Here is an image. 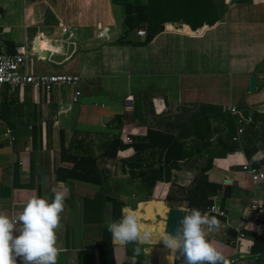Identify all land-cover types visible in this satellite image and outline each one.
Wrapping results in <instances>:
<instances>
[{"label":"crops","instance_id":"crops-1","mask_svg":"<svg viewBox=\"0 0 264 264\" xmlns=\"http://www.w3.org/2000/svg\"><path fill=\"white\" fill-rule=\"evenodd\" d=\"M153 1L147 16L153 26L139 29L146 33L139 36L126 33L123 8L113 0H0V52L24 54L30 74L81 77L78 104L72 90L0 87V133L13 138L0 144V213L17 216L32 197L51 202L53 190L66 186L57 264H100L97 248L109 239L114 264H174L176 255L161 241L164 222L169 208L186 204L169 206L166 195L172 184L191 186L208 163V181L230 194L213 197L226 217H217L219 229L208 233L225 257L250 202L264 203V0H213L217 16L208 0H201L200 14L188 0H169L168 19ZM147 32L152 39L144 43ZM123 36L130 42L119 43ZM226 107L256 115L239 144L232 140L238 124ZM118 116L122 134L139 143L148 141V131L174 137L186 157L165 162L160 147L101 157L103 143L118 132L109 127ZM61 138L73 154L97 158L101 186L58 178L57 169L71 167L60 159ZM244 163L257 170V181L242 170ZM109 198L122 202L121 217L134 212L154 230L149 242L128 244L132 255L107 231ZM256 230L264 233V224ZM252 264H264V257Z\"/></svg>","mask_w":264,"mask_h":264},{"label":"clouds","instance_id":"clouds-1","mask_svg":"<svg viewBox=\"0 0 264 264\" xmlns=\"http://www.w3.org/2000/svg\"><path fill=\"white\" fill-rule=\"evenodd\" d=\"M53 192L51 202L46 197H32L17 216L0 213V264H17V258L22 264H57L63 251L57 233L62 227V213L69 191L60 185ZM179 211L186 215L180 219L175 234L165 231L161 239L171 255L181 259L182 264H230L208 239V233L220 227L217 216L196 208ZM108 231L112 242L120 246L146 243L154 235V230L146 227L134 212H127L118 221L109 222ZM15 232L19 234L14 235ZM250 247L251 243L242 251L247 252ZM135 251L139 254L140 249Z\"/></svg>","mask_w":264,"mask_h":264},{"label":"trees","instance_id":"trees-1","mask_svg":"<svg viewBox=\"0 0 264 264\" xmlns=\"http://www.w3.org/2000/svg\"><path fill=\"white\" fill-rule=\"evenodd\" d=\"M160 1V15L162 19H168L169 16L166 14L170 11L169 10V0H155ZM192 7L194 8V12L200 14V2L201 0H188ZM247 1V0H242ZM114 3L119 4L123 8L124 12V25L127 28V34L130 33H137L139 29L146 28L147 31H151V27H149L150 23L147 21L148 14L152 15L154 1L147 0L145 4H131L129 0H113ZM210 4V13L216 14L217 16V9L214 6L213 0H208ZM189 11V10H188ZM213 11H215L213 13ZM158 9L155 7V15L157 14ZM220 13H222V9L220 8ZM215 17V16H214ZM215 18H212V21ZM153 32V31H152ZM125 33V35H126ZM152 39V33L150 34L147 32L146 39L144 43H148ZM130 41H126V36H123L119 43L125 44L129 43ZM245 114L248 113L247 110L244 112ZM254 121H257L256 115H253V123L249 124L248 126L254 127ZM122 125L123 120L122 116L115 117L110 123L109 127L115 130L116 135L109 141L103 143V150L100 154L101 157H116L119 150H124L126 148H132L134 151L160 147L161 149L165 150L164 161L169 162L172 159H184L186 157V153L183 151L182 145L171 136L162 135L159 133L147 132L148 141L146 143H139L137 142L136 138L129 137L127 135L122 134ZM256 125V123H255ZM122 135V136H121ZM130 138L129 143H126V138ZM61 150H60V159L71 164L69 169H57V175L61 180H72V181H81L85 183H90L93 185L101 186L102 185V174L100 173L97 167V158L94 156H84L73 154L69 148H65L63 144V140L61 138ZM169 154L170 152H172ZM245 154L248 156L249 152L246 151ZM260 163L253 164L255 167H258ZM209 168V163L207 167L200 169L198 175L194 178L191 186L188 188H184L178 185H171L169 191L166 195V201L175 200V195L183 194L184 198L182 199L186 204V209L191 210L192 208L199 209L203 212L207 210L213 203V197L217 196L220 192L221 198L224 200L229 193L223 192V187L208 181V177L205 174V171ZM226 189V188H225ZM227 195V196H226ZM111 203V221L116 220L118 221L121 219V209L123 207L122 202L116 199L108 200ZM264 204V203H263ZM264 224V218L257 224ZM257 224H246L242 228V232L251 239V247L249 248V255L254 256L257 260H262L264 257V233H259L256 230ZM108 231V230H107ZM109 235L111 233L108 231ZM231 235H234V232L231 231ZM139 248V247H138ZM140 249V248H139ZM99 252L100 264H114L113 260V246L111 245L110 239L105 244H101L97 248ZM125 254L132 255V251L130 252L128 248V244L125 246ZM233 255V251L231 254L226 257L229 259ZM106 256V260L104 259ZM134 257V256H133ZM174 264H182L181 259H177L175 256Z\"/></svg>","mask_w":264,"mask_h":264},{"label":"built area","instance_id":"built-area-1","mask_svg":"<svg viewBox=\"0 0 264 264\" xmlns=\"http://www.w3.org/2000/svg\"><path fill=\"white\" fill-rule=\"evenodd\" d=\"M137 35L145 36L146 33L143 30H139ZM80 81L81 77L75 74L34 75L27 73L26 56L24 54H8L0 52V87H8L12 90L22 87H33L46 93L52 92L53 89L72 90L73 95L71 102L73 104H78L81 97V91L78 90ZM223 111L228 112L236 119L238 130L232 140L239 144L241 136L244 133V127L253 123V115L249 112L245 114L244 111L235 107H226ZM4 140H13L9 131H3L0 133V144ZM129 142H131L130 138L127 137L126 143ZM242 170L247 172L253 181H257L259 179L257 170L250 164L244 163L242 165ZM213 208L215 209V212L212 211ZM205 212L221 218L226 217L224 210L214 202ZM263 218L264 204L259 200L251 201L246 208L240 225L232 229L234 235L230 237V243L233 248V255L228 259L230 264H252V261L257 259L254 256L248 255L249 248L247 252L242 251V248L248 246L247 236L242 232V228L246 224H257L263 220Z\"/></svg>","mask_w":264,"mask_h":264},{"label":"water","instance_id":"water-1","mask_svg":"<svg viewBox=\"0 0 264 264\" xmlns=\"http://www.w3.org/2000/svg\"><path fill=\"white\" fill-rule=\"evenodd\" d=\"M256 90V77L254 75L249 77L248 82V91L250 93L255 92ZM180 208H169L167 212V216L165 219L164 225V234L165 231L168 234H175V230L178 226V223L182 216L186 215V213H182L179 211Z\"/></svg>","mask_w":264,"mask_h":264},{"label":"rangeland","instance_id":"rangeland-1","mask_svg":"<svg viewBox=\"0 0 264 264\" xmlns=\"http://www.w3.org/2000/svg\"><path fill=\"white\" fill-rule=\"evenodd\" d=\"M167 203H168L167 205H169V206L174 205V206L185 207V202L180 198L173 200V201H168Z\"/></svg>","mask_w":264,"mask_h":264}]
</instances>
